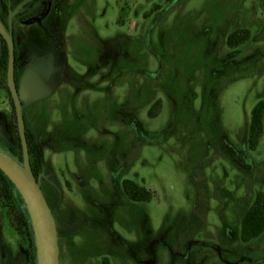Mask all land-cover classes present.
Masks as SVG:
<instances>
[{
    "label": "rangeland",
    "instance_id": "374dc122",
    "mask_svg": "<svg viewBox=\"0 0 264 264\" xmlns=\"http://www.w3.org/2000/svg\"><path fill=\"white\" fill-rule=\"evenodd\" d=\"M68 3L67 33L26 37L19 55L21 86L49 72L48 93L14 94L42 149L60 264H264V235L240 239L264 192V135L255 152L247 143L264 97V0ZM238 28L250 39L230 49ZM10 112L0 92V129ZM126 179L151 202L129 201ZM26 249L0 203V264H25Z\"/></svg>",
    "mask_w": 264,
    "mask_h": 264
},
{
    "label": "trees",
    "instance_id": "16d2710c",
    "mask_svg": "<svg viewBox=\"0 0 264 264\" xmlns=\"http://www.w3.org/2000/svg\"><path fill=\"white\" fill-rule=\"evenodd\" d=\"M171 3L173 0H164ZM160 6H154L150 13L158 11ZM148 17V16H147ZM250 31L238 28L227 38V47L236 49L243 46L250 39ZM1 46L7 48L6 41L1 39ZM15 57V56H14ZM16 58V57H15ZM16 61V59H14ZM16 66V65H15ZM10 55L6 51L0 59V92H6L11 103V112L6 116L0 129V150L15 158L21 164L25 163V150L22 142L24 136L28 153V162L32 174L41 186L43 174V154L40 142L23 116L22 128L18 123L17 109L9 84ZM15 92L21 91V75L16 70L13 73ZM162 101H157L148 111L150 119H156L162 111ZM23 107V105H22ZM264 135V97L257 102L251 111L248 130V149L257 151ZM122 190L132 203H150L153 194L146 187L133 180H123ZM0 203L6 211L7 218L16 233L27 241L26 264H39V247L36 233L31 228V220L27 204L20 190L14 182L0 170ZM264 235V192H257L252 201L245 205L241 218L240 239L243 243H250ZM103 264H108L107 258Z\"/></svg>",
    "mask_w": 264,
    "mask_h": 264
},
{
    "label": "water",
    "instance_id": "95a60500",
    "mask_svg": "<svg viewBox=\"0 0 264 264\" xmlns=\"http://www.w3.org/2000/svg\"><path fill=\"white\" fill-rule=\"evenodd\" d=\"M9 46L11 48L9 78H11L14 73L15 59L13 42L9 41ZM48 78L49 72L30 74L22 85L23 97L29 102L43 98L49 90L48 88H44ZM12 94L13 97L16 94L13 89ZM16 109L18 123L22 128L23 115L21 106H16ZM22 142L25 150V163L21 164L15 158L0 150V170L14 182L24 197L27 206L30 208L38 231L39 264H60L57 225L42 188L29 167L28 153L23 135Z\"/></svg>",
    "mask_w": 264,
    "mask_h": 264
},
{
    "label": "flooded vegetation",
    "instance_id": "af4514ba",
    "mask_svg": "<svg viewBox=\"0 0 264 264\" xmlns=\"http://www.w3.org/2000/svg\"><path fill=\"white\" fill-rule=\"evenodd\" d=\"M71 8L68 0H0V31L3 29L0 35V59L6 51L11 57L9 41L13 42L16 57L14 71L20 72L19 55L23 53V57L26 56V51L23 50L26 37L43 39L49 36L53 41L61 33L58 29L61 24L63 32L67 33L66 25L70 22ZM2 38L6 41L7 48L1 46ZM19 96L23 98L22 86ZM24 118L27 120L25 116Z\"/></svg>",
    "mask_w": 264,
    "mask_h": 264
}]
</instances>
